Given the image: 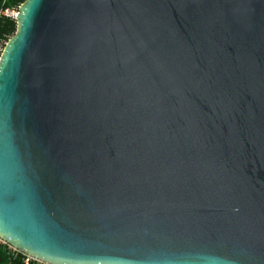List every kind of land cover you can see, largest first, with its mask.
<instances>
[{"label": "water", "instance_id": "1", "mask_svg": "<svg viewBox=\"0 0 264 264\" xmlns=\"http://www.w3.org/2000/svg\"><path fill=\"white\" fill-rule=\"evenodd\" d=\"M0 57V240L42 264H264V0H26Z\"/></svg>", "mask_w": 264, "mask_h": 264}, {"label": "trees", "instance_id": "2", "mask_svg": "<svg viewBox=\"0 0 264 264\" xmlns=\"http://www.w3.org/2000/svg\"><path fill=\"white\" fill-rule=\"evenodd\" d=\"M26 0H0V57L1 51L5 49L7 43L13 38L17 32V21L11 15H7L6 11L19 12L20 7ZM0 264H42L31 260L29 257L20 253L8 244L0 241Z\"/></svg>", "mask_w": 264, "mask_h": 264}, {"label": "built area", "instance_id": "3", "mask_svg": "<svg viewBox=\"0 0 264 264\" xmlns=\"http://www.w3.org/2000/svg\"><path fill=\"white\" fill-rule=\"evenodd\" d=\"M7 15H11L12 17H14L15 19H16V17H17V15L19 14V12H16V11H11V12H9V11H6L5 12ZM3 52V50L1 51V53ZM1 241V240H0ZM4 243V242H3ZM6 244V243H5ZM15 250V249H14ZM28 257V256H27ZM30 258V257H29ZM31 259V258H30ZM31 260H33V259H31ZM33 261H35V260H33ZM38 262V261H37Z\"/></svg>", "mask_w": 264, "mask_h": 264}]
</instances>
